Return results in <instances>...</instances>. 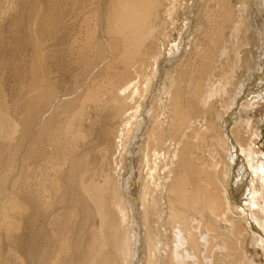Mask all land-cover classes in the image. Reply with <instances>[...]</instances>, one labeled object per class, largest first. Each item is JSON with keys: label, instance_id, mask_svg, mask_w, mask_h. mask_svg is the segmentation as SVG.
<instances>
[{"label": "bare ground", "instance_id": "obj_1", "mask_svg": "<svg viewBox=\"0 0 264 264\" xmlns=\"http://www.w3.org/2000/svg\"><path fill=\"white\" fill-rule=\"evenodd\" d=\"M110 3H85L67 74L64 29L41 43L30 30L15 123L0 78V264H256L264 152L241 137L264 98V0ZM118 49L115 79L90 94Z\"/></svg>", "mask_w": 264, "mask_h": 264}, {"label": "rangeland", "instance_id": "obj_2", "mask_svg": "<svg viewBox=\"0 0 264 264\" xmlns=\"http://www.w3.org/2000/svg\"><path fill=\"white\" fill-rule=\"evenodd\" d=\"M87 2L88 0H76L73 9L63 17L64 21L55 24L54 21L57 16L59 0H0V23H2L0 26H2L3 30L2 36L0 37V78L3 80L1 93L6 95L7 104L10 106L14 104L16 111L12 119L13 123L24 118L22 111L27 96L24 92L25 89L30 86L29 84L31 82L30 62L33 49L30 30L35 33L37 43H41L50 38V31L53 27L56 26L57 30L59 28L64 29L66 37L63 43L57 46V50L60 57L59 68L61 73L67 74L72 66H69V51L65 52L63 49L68 45L70 38L72 36L75 37V32L78 30L80 31V21L83 14L86 12L85 3ZM104 2L106 5V14L108 15L112 9L111 3L110 0H104ZM99 11L102 12L103 9L100 7ZM106 37H108V39L117 38L112 35ZM119 41L121 42V40ZM119 51L120 49L117 50L118 54L115 61L107 62L109 58H106L103 63L99 64L91 71L89 76L93 75L92 77H96L94 78V83L90 86V94L96 92L98 84L95 82L99 79L104 81V87L102 89H106L107 79L110 82L115 79L118 68L121 65V62H117L120 56ZM47 55L48 53L45 52L44 57H47ZM44 61L45 60H41V64H43ZM98 62L99 59L94 60L93 65ZM82 78L83 76L76 79L74 84L72 83L65 86L62 93L72 91L76 86L80 85ZM82 89H84V86L81 87V90ZM78 92L79 90L71 96H74ZM83 95H87L86 89ZM91 104H98V101L94 103L93 98L91 99ZM240 113L243 117L247 116L243 111ZM248 113L250 114L249 118L254 122L255 134L250 135L245 133L243 135L244 137H241L243 139L242 141L245 146L248 145V143L251 145L256 143L255 149L258 147L264 152V98H261ZM29 184H31V182ZM6 246L10 249L11 243L7 242ZM247 248L250 252L248 255L254 257L256 264H264V250L262 248L250 244H247Z\"/></svg>", "mask_w": 264, "mask_h": 264}]
</instances>
